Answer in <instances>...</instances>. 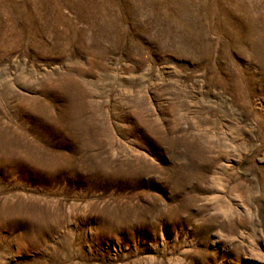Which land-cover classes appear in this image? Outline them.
Wrapping results in <instances>:
<instances>
[{
  "label": "rangeland",
  "instance_id": "obj_1",
  "mask_svg": "<svg viewBox=\"0 0 264 264\" xmlns=\"http://www.w3.org/2000/svg\"><path fill=\"white\" fill-rule=\"evenodd\" d=\"M263 186L264 0H0V264H264Z\"/></svg>",
  "mask_w": 264,
  "mask_h": 264
},
{
  "label": "bare ground",
  "instance_id": "obj_2",
  "mask_svg": "<svg viewBox=\"0 0 264 264\" xmlns=\"http://www.w3.org/2000/svg\"><path fill=\"white\" fill-rule=\"evenodd\" d=\"M263 187H264V186H263ZM263 187H262V188H263ZM263 190H264V189H263Z\"/></svg>",
  "mask_w": 264,
  "mask_h": 264
}]
</instances>
